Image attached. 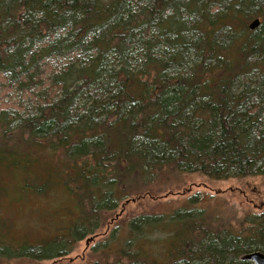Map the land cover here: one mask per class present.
Segmentation results:
<instances>
[{
	"label": "trees",
	"instance_id": "trees-1",
	"mask_svg": "<svg viewBox=\"0 0 264 264\" xmlns=\"http://www.w3.org/2000/svg\"><path fill=\"white\" fill-rule=\"evenodd\" d=\"M0 77L18 99L0 110V172L23 202L69 201L65 228L2 237L0 260L63 258L182 175L264 177V0H0ZM201 202L135 216L92 264L264 254V211Z\"/></svg>",
	"mask_w": 264,
	"mask_h": 264
},
{
	"label": "rangeland",
	"instance_id": "rangeland-1",
	"mask_svg": "<svg viewBox=\"0 0 264 264\" xmlns=\"http://www.w3.org/2000/svg\"><path fill=\"white\" fill-rule=\"evenodd\" d=\"M17 100V94L6 88V80L0 77V110L12 107ZM18 177L16 173L9 176L0 172V238H9L14 246H19L25 241L39 243L46 239V234H51L58 228H65L69 218L58 217V213L60 210L69 213V201L45 195L32 196L29 200L27 197L23 202L22 198L16 197V187L11 186ZM156 188L159 193L154 192V197H145L140 203L130 202L123 212H120L121 207L115 209L112 219L108 217V220H105L111 212L105 214L96 233L76 241L71 252L63 258L36 260L12 257L7 260L4 257L0 264H92L103 253L94 252L93 248L108 237L116 238L114 229H118V234L123 231L125 233L126 223L135 216L149 212H170L187 203L191 197L202 200L201 204L208 206L209 210L217 208L214 204H221L226 207L223 209H232L238 216L264 211V177L261 176L208 180L200 175H182L172 180L170 185L164 186L163 190L160 186ZM70 203L73 206V202ZM70 214H74V207ZM27 244L29 243L24 246Z\"/></svg>",
	"mask_w": 264,
	"mask_h": 264
},
{
	"label": "water",
	"instance_id": "water-1",
	"mask_svg": "<svg viewBox=\"0 0 264 264\" xmlns=\"http://www.w3.org/2000/svg\"><path fill=\"white\" fill-rule=\"evenodd\" d=\"M259 24H260V22L256 19L249 25V29L254 30V29L258 28ZM243 259L251 261L252 264H264V254H262L260 252L249 253V254L243 256Z\"/></svg>",
	"mask_w": 264,
	"mask_h": 264
}]
</instances>
